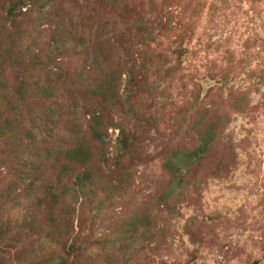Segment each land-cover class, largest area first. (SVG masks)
I'll return each instance as SVG.
<instances>
[{"label":"rangeland","instance_id":"rangeland-1","mask_svg":"<svg viewBox=\"0 0 264 264\" xmlns=\"http://www.w3.org/2000/svg\"><path fill=\"white\" fill-rule=\"evenodd\" d=\"M6 5L0 0L5 16ZM18 13L25 14L4 20L23 39L0 87L11 95L26 79L39 93L31 110L63 98L65 118L54 129L63 144L71 106L80 107L83 129L85 112L99 110L107 149L93 145V153L106 154L107 168L115 166L122 127L134 146L126 172L111 182L100 174L92 187L97 200L70 214L67 227L50 223L45 247L33 246L20 214L2 211L0 264H50L58 256L72 264H264V0H28ZM36 52L38 67L26 70ZM130 56L148 69L146 90H132L137 118L117 111L114 98L124 90L88 97L95 91L89 65L102 62L91 74L99 78L101 69L122 70ZM50 82L56 96L38 99ZM15 115L0 101V122ZM21 119L25 131L35 123L26 112ZM207 126V151L182 173L168 167L176 150L197 148ZM68 203L53 212L31 207L28 216L66 217L74 207Z\"/></svg>","mask_w":264,"mask_h":264},{"label":"trees","instance_id":"trees-1","mask_svg":"<svg viewBox=\"0 0 264 264\" xmlns=\"http://www.w3.org/2000/svg\"><path fill=\"white\" fill-rule=\"evenodd\" d=\"M32 3L36 2L32 1ZM27 4L28 0H7L5 6L6 16L3 13L0 14V77L3 69L7 65H11L14 59L13 52L23 39L16 31V26H13L12 23L5 24L4 20L14 21L20 14L24 15L25 13L18 12ZM57 26L59 27V24ZM56 29L58 32V28ZM57 40H63V38L57 37ZM58 47L56 46L53 49L56 58L60 52V47ZM37 58H39V54L36 52L33 58H29L25 69L34 70L37 68L38 64L33 62ZM140 63L138 58L130 56L125 59V64L119 66L123 67L122 70L117 72L111 68L101 69L99 78L91 77V74L95 66L100 67L102 62L97 61L93 65H89L86 68L87 74H89L88 83L90 88L95 91L92 95L88 92V97L106 99L103 96L107 95V90H124L121 96L117 91L114 93V95L117 93L114 99L115 101L117 99L120 107L117 111L124 117L137 118V109L134 105H131L130 101L137 94L136 92L134 94L132 90H146L145 87H147L146 71L142 72L146 68ZM53 74L57 77L61 76L58 68L56 71H52ZM54 80L57 82L58 79ZM121 85H124L122 89ZM32 87L34 86H31L26 79L22 81L19 89L14 90L11 95H8V90H3L0 87V101L8 102L11 108L17 110L20 114L15 115L12 119L0 122V213L4 210H12L20 214L19 221L22 227L27 228V234L33 238V246L41 241V246L45 247L50 240L43 238V235H52L49 232L50 223L53 225H60L61 223L67 227V217L70 214L76 212L77 209V211H80V208L86 203H93L97 200L98 195L93 193L92 187L98 185L100 174L107 172L105 174L108 177V182H111L113 173L126 172L127 167L125 169L122 164L130 158V149L134 146V143L128 135L130 130L126 134V129L122 127L116 141L115 166L112 169L107 168L106 154L103 153L102 157L95 159L93 153V145L99 146L100 150L107 149L103 136V132L107 128L105 124H102L103 114L99 110L85 112L83 119L87 115H90V117L86 119V129H83L76 116L80 111V107L71 106L69 109L70 120L69 123H66L70 128L65 129L69 130L70 135L67 139L63 138L67 145L63 144L54 130L59 122H62L65 118L64 111L66 108L59 104L63 101V98L54 100L49 105L45 104L39 110H31L28 102L33 101L39 94L35 93L34 90H30ZM51 89L50 82L49 88H43V92L38 99L48 100L54 98L56 94H51ZM78 89L79 87L76 88V90ZM79 95L82 96V93H78L77 99ZM24 111L29 118V123L35 122L31 129L27 131H25L27 124L23 125L22 122L25 120L21 119L25 114ZM210 132L211 127L208 126L202 130L200 144L196 149L173 152L168 159V167L173 168L177 165L179 173L188 170L192 165V160L207 151L213 139V136L209 138ZM95 163L96 165L97 163L102 165L99 172L92 167ZM114 183L118 185L120 183L119 178L114 179ZM37 191H42L44 196L38 198ZM71 201L74 202V207L71 212L66 213V217H62L59 212H56L57 215L52 217L51 221L44 222L42 219L36 220V218L33 217L32 219L28 216L31 213V210H29L31 207L37 208L38 211L53 212L58 204L63 205ZM23 210L28 211V213H23ZM26 217L30 219L26 220ZM134 225L136 224H133L132 227ZM69 261L65 256H58L50 264H72Z\"/></svg>","mask_w":264,"mask_h":264},{"label":"water","instance_id":"water-1","mask_svg":"<svg viewBox=\"0 0 264 264\" xmlns=\"http://www.w3.org/2000/svg\"><path fill=\"white\" fill-rule=\"evenodd\" d=\"M254 264H256V263H254Z\"/></svg>","mask_w":264,"mask_h":264}]
</instances>
